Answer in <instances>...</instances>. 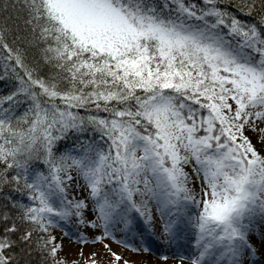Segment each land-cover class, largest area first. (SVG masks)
Here are the masks:
<instances>
[{
    "label": "snow or ice",
    "instance_id": "6c2138e0",
    "mask_svg": "<svg viewBox=\"0 0 264 264\" xmlns=\"http://www.w3.org/2000/svg\"><path fill=\"white\" fill-rule=\"evenodd\" d=\"M109 239L264 264V0H0V264Z\"/></svg>",
    "mask_w": 264,
    "mask_h": 264
},
{
    "label": "rangeland",
    "instance_id": "374dc122",
    "mask_svg": "<svg viewBox=\"0 0 264 264\" xmlns=\"http://www.w3.org/2000/svg\"><path fill=\"white\" fill-rule=\"evenodd\" d=\"M59 232L60 230L57 229L56 233L58 238ZM89 234L91 235L90 231ZM108 244L114 251L120 252L122 254V259H129L133 262V264H140V262L145 259L148 261V264H175L176 258L173 257L171 254L168 255L167 259H163L159 254H156L151 251L148 253H145L143 251L134 252L121 244L113 242L110 239L108 240ZM63 245V254H66L69 258H74L76 256V253L81 249V247L83 248V252L85 255H87L90 251H96L98 256H103L105 261L110 258L108 256L107 251L98 242H86L83 246H81L80 244L73 241L70 237H64Z\"/></svg>",
    "mask_w": 264,
    "mask_h": 264
}]
</instances>
